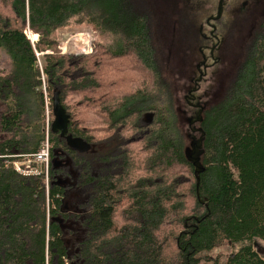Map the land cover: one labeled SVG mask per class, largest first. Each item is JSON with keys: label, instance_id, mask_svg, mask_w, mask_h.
Masks as SVG:
<instances>
[{"label": "trees", "instance_id": "16d2710c", "mask_svg": "<svg viewBox=\"0 0 264 264\" xmlns=\"http://www.w3.org/2000/svg\"><path fill=\"white\" fill-rule=\"evenodd\" d=\"M259 9L237 46V21L216 22L229 66L220 98L193 121L203 138L197 185L174 83L211 43L200 13L183 0H0V264H264ZM79 26L99 40L89 53H64L62 34ZM45 85L89 152L51 131ZM47 140L48 177L14 169Z\"/></svg>", "mask_w": 264, "mask_h": 264}, {"label": "rangeland", "instance_id": "374dc122", "mask_svg": "<svg viewBox=\"0 0 264 264\" xmlns=\"http://www.w3.org/2000/svg\"><path fill=\"white\" fill-rule=\"evenodd\" d=\"M230 1V0H229ZM228 1V2H229ZM184 6L187 7V9L190 12H196L200 13V15L197 18V26L198 29L202 25L203 20L205 17L212 16L213 13V5L215 7L217 0H183ZM240 4V5H239ZM261 5V8L259 9L258 6ZM255 8V9H254ZM259 9L260 15H264V0H250L249 2H239L237 5H235L231 11H226L224 14L222 13V18L225 17L226 19H230L232 21H237L235 24L237 26V36L233 39L235 41V45L237 46V43L241 42L239 31H243L244 40H247V30L249 27L245 26L244 23L246 20L249 19L250 13L253 11H257ZM212 22V21H211ZM210 22V23H211ZM244 26V27H243ZM213 29V32L216 33L217 27L209 26ZM208 27V30L210 29ZM242 27V28H239ZM78 28V27H77ZM75 29L74 32L69 33V31H66V33H63L61 36V39L63 40V43L61 44V49L64 53H89L93 50L94 44L93 40H99V36L92 32L91 30H88L84 26H79L78 30ZM210 31V30H209ZM209 31L206 29L204 30V33L209 35ZM30 33H28L29 35ZM33 35V34H32ZM221 40V35H217ZM39 38V37H38ZM223 38V37H222ZM38 40V39H37ZM223 41V39H222ZM218 42V41H217ZM216 43V40L211 41L210 45H213ZM243 43V41L241 42ZM240 44V43H239ZM217 49L215 52V56L217 57V61L213 68L209 70V76H207L206 79H200L194 81V79L197 77L196 74L191 73V71L195 68V65L200 63L201 58L198 55V51L194 50L190 53L188 56V63L186 66H179L180 69H184V73L186 75V78H178L177 81L174 83V90L176 94V109L179 111L181 123L184 129L187 131L189 129V120L192 117L196 116V113L192 114L194 109L190 107L187 103V97L190 96L192 93L189 91L193 89L195 86L194 82H197L199 89V96H200V104L204 107L209 105L212 102L217 101L222 92L225 89L226 80H227V74L224 72L226 68H228L229 64V48H231V44L225 45L222 44H216ZM188 49H186L187 52ZM215 50V48H214ZM189 52V51H188ZM191 57V59H190ZM7 57L0 53V68L4 66V63L7 62ZM186 67V68H185ZM197 79V78H196ZM196 85V87H197ZM202 107V108H204ZM1 106H0V112H1ZM192 120V119H191ZM22 161V160H21ZM13 166V165H12ZM260 248H261V254L264 256V242L258 241ZM234 252V249L231 248H224L219 253L222 255V257L225 259L229 255H231Z\"/></svg>", "mask_w": 264, "mask_h": 264}, {"label": "water", "instance_id": "95a60500", "mask_svg": "<svg viewBox=\"0 0 264 264\" xmlns=\"http://www.w3.org/2000/svg\"><path fill=\"white\" fill-rule=\"evenodd\" d=\"M226 0H220L218 3V15L213 20L219 21L223 13V5ZM208 23L210 24V21ZM215 28V26H213ZM32 34V33H31ZM31 39V38H30ZM33 42V40H32ZM203 110V108H202ZM201 110V111H202ZM52 113L54 120L51 126V131L54 134H60L61 138H64L67 142L68 147L78 153H86L91 150V145L86 142L84 139L79 137H73L68 134V126L70 122V115L67 113L66 109L63 107L60 93L55 92L52 97ZM201 112L198 114L195 121H200ZM192 128L191 124L189 125ZM203 146V138L200 137L199 140H193L188 147L187 156L190 162H192L195 167V175L197 178V185H199L200 178L199 175L204 171V166L201 163V153Z\"/></svg>", "mask_w": 264, "mask_h": 264}, {"label": "flooded vegetation", "instance_id": "af4514ba", "mask_svg": "<svg viewBox=\"0 0 264 264\" xmlns=\"http://www.w3.org/2000/svg\"><path fill=\"white\" fill-rule=\"evenodd\" d=\"M219 1L220 0H217V3H216L217 4V7L216 8L213 5V13H212V16L205 17L204 20H203L202 25L199 27V30L201 31L202 36L204 35L205 38L206 37L207 38H210L211 41L216 40V43H214L213 45L201 44V47L198 49V55L201 58V60H200V63H198L197 65H195V68L191 71V73L197 75V77H196L197 79L195 78L194 81L200 80V79H206L207 76L210 75L209 74V70L214 67V65H215V63L217 61V57L215 56V52H216V49H217V45L216 44H220L222 40H218L220 38L217 36L216 33L213 32V29L211 27H209V26H215L216 27V22H218V21L213 20V19L216 18L217 15H218V3H219ZM228 1L229 0H226V2L223 5V14L227 11L226 10V5L227 4H230L232 6V8H233L239 2H241V3H243V2H249L250 0H230L229 2ZM232 8H231V10H232ZM209 19H212L211 20L212 22L210 21L211 22L210 24L208 23V20ZM208 27L210 28L209 29L210 31L208 30ZM205 29L207 31H209L208 32L209 35L208 34L206 35L204 33V30ZM214 48H215V50H214ZM194 84H195V86L193 87V89L189 91L192 94L187 97V103H188V105L194 109V111H193L192 114H194V113L197 112L196 113V116L190 118V120H189V123L192 126V128H190L191 129V132H192V134H191L192 141L193 140H199V138H200L199 129H198V127H196L194 125L193 121L196 120L198 114L202 110V107H204V106H202L200 104V101H199L200 100V96L198 95L199 92H200L199 89L201 87L198 88L197 82L196 83L194 82ZM196 85H197V87H196ZM60 164H62V163L60 162Z\"/></svg>", "mask_w": 264, "mask_h": 264}, {"label": "built area", "instance_id": "2783aa9c", "mask_svg": "<svg viewBox=\"0 0 264 264\" xmlns=\"http://www.w3.org/2000/svg\"><path fill=\"white\" fill-rule=\"evenodd\" d=\"M45 83V77H43ZM45 102H46V116L47 124L49 125V116L51 113L52 99L44 87ZM22 160V161H21ZM50 164V144L47 140L41 146V149L36 154L23 155L18 160L12 161L14 169L24 176H38L45 174L48 177Z\"/></svg>", "mask_w": 264, "mask_h": 264}, {"label": "bare ground", "instance_id": "6f19581e", "mask_svg": "<svg viewBox=\"0 0 264 264\" xmlns=\"http://www.w3.org/2000/svg\"><path fill=\"white\" fill-rule=\"evenodd\" d=\"M29 37L31 38V40H33V42L37 41L38 39V35H35V34L32 35L31 33L29 34Z\"/></svg>", "mask_w": 264, "mask_h": 264}]
</instances>
